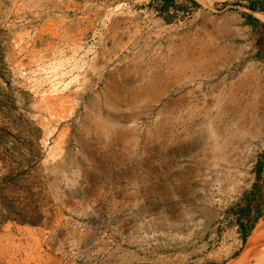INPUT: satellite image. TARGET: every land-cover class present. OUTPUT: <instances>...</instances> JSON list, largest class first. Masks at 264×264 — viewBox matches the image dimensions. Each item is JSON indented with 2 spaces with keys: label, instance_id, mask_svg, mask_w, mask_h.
<instances>
[{
  "label": "rangeland",
  "instance_id": "obj_1",
  "mask_svg": "<svg viewBox=\"0 0 264 264\" xmlns=\"http://www.w3.org/2000/svg\"><path fill=\"white\" fill-rule=\"evenodd\" d=\"M194 1L0 0V264H256L257 11Z\"/></svg>",
  "mask_w": 264,
  "mask_h": 264
},
{
  "label": "trees",
  "instance_id": "obj_2",
  "mask_svg": "<svg viewBox=\"0 0 264 264\" xmlns=\"http://www.w3.org/2000/svg\"><path fill=\"white\" fill-rule=\"evenodd\" d=\"M191 1H193L196 5H199L196 1ZM249 1L250 4L246 5L248 9L252 11H264V0ZM164 3L167 5L175 4V0H164ZM244 16L247 18L248 23L261 24L264 27V23L257 19L253 14L244 13ZM254 172L257 179L262 182L263 186L259 185L257 182L254 183L253 188L246 194L244 198V200L247 202L246 205L241 207L237 215L238 225L244 243L247 241L248 237L253 231L258 219L262 217L260 205L262 202H264V154L263 158L256 163V170ZM253 207L257 208L254 214ZM30 222L33 223V221Z\"/></svg>",
  "mask_w": 264,
  "mask_h": 264
},
{
  "label": "bare ground",
  "instance_id": "obj_3",
  "mask_svg": "<svg viewBox=\"0 0 264 264\" xmlns=\"http://www.w3.org/2000/svg\"><path fill=\"white\" fill-rule=\"evenodd\" d=\"M201 4H203L206 7H210L215 0H197ZM256 16L258 19H260L262 22H264V11H257ZM264 238V220L259 221L257 225L255 226L252 234L250 235L248 239L247 247L250 248V250L255 251V254H253V258L256 261V264H258L259 261L262 259L264 260V250H260V245L262 242V239Z\"/></svg>",
  "mask_w": 264,
  "mask_h": 264
},
{
  "label": "crops",
  "instance_id": "obj_4",
  "mask_svg": "<svg viewBox=\"0 0 264 264\" xmlns=\"http://www.w3.org/2000/svg\"><path fill=\"white\" fill-rule=\"evenodd\" d=\"M251 25L256 27L259 33V37L257 38L256 43H255V47H256L255 57L259 61L264 63V27L261 24H251Z\"/></svg>",
  "mask_w": 264,
  "mask_h": 264
}]
</instances>
